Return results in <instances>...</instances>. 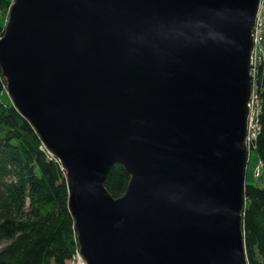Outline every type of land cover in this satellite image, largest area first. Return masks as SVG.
I'll use <instances>...</instances> for the list:
<instances>
[{
    "label": "water",
    "instance_id": "1",
    "mask_svg": "<svg viewBox=\"0 0 264 264\" xmlns=\"http://www.w3.org/2000/svg\"><path fill=\"white\" fill-rule=\"evenodd\" d=\"M262 0H12L0 69L65 171L86 264H249L243 231ZM121 164L126 190L108 171Z\"/></svg>",
    "mask_w": 264,
    "mask_h": 264
},
{
    "label": "trees",
    "instance_id": "2",
    "mask_svg": "<svg viewBox=\"0 0 264 264\" xmlns=\"http://www.w3.org/2000/svg\"><path fill=\"white\" fill-rule=\"evenodd\" d=\"M11 0H0L8 9ZM4 24L0 20V35ZM256 88L257 130L249 146L264 167V61ZM130 179L121 164L108 171L113 196ZM243 231L249 264H264V187L247 183ZM0 264H67L79 247L68 208L65 171L43 145L29 121L5 91L0 69Z\"/></svg>",
    "mask_w": 264,
    "mask_h": 264
},
{
    "label": "rangeland",
    "instance_id": "3",
    "mask_svg": "<svg viewBox=\"0 0 264 264\" xmlns=\"http://www.w3.org/2000/svg\"><path fill=\"white\" fill-rule=\"evenodd\" d=\"M8 9H9V7H8ZM8 9H0V20L3 21V24H5V22H6ZM261 28H264V27L262 26ZM261 36H262L261 39L263 38V43H264V31H261ZM253 42H254V39H253ZM253 49H254V47H253ZM262 53H264V48H262V46L258 45L257 49H255V52H254V58H255L254 62L256 61V64L255 65L252 64L249 68L250 80H251V85H252V93H251V99H250V103L251 102L252 103L250 105V113H249V117H248V126L250 124L251 127L249 126V131L247 129V135H249V137L253 136V128L254 127H253L252 123L256 121L255 120L256 119V111L258 109L257 108L258 107V101H257V98L255 96V95H257L256 94V88H257V84H258L259 77H260L259 73L257 71V59L259 56L260 57L264 56V54H262ZM253 66H255L256 70L255 71L253 70V72L251 74V70H252ZM253 73H254V75H253ZM247 135H246V139H247ZM245 180L247 183L255 184V185H258L260 187H264V167L260 165V161H259L257 153L254 149H250V151H249ZM3 244H4V242L0 241V247ZM66 262H67V264H72L71 259L67 260Z\"/></svg>",
    "mask_w": 264,
    "mask_h": 264
},
{
    "label": "built area",
    "instance_id": "4",
    "mask_svg": "<svg viewBox=\"0 0 264 264\" xmlns=\"http://www.w3.org/2000/svg\"><path fill=\"white\" fill-rule=\"evenodd\" d=\"M262 26L264 27V0H262V2H261L259 13H258L257 18H256V23L254 25L253 32H252L253 39H254V49H253V54H252V63H251V65L252 64H254V65L256 64V61L254 62V60H255L254 52H255V49H257V46L260 45V46H262V48H264L263 38L261 39V37H262L261 36V31H264L263 30L264 28H261ZM262 54H264V53H262ZM263 61H264V56L263 57L259 56L258 59H257V71H258V73L260 72V66H261V63H263ZM253 70L254 71L256 70L255 66L252 67L251 74H252ZM253 75H254V73H253ZM255 96L257 98V95H255ZM251 103H250V105H251ZM252 125L254 127L253 128V136L249 137V135H247L248 145L250 143V140L255 136L256 130H257V122L256 121L253 122ZM249 126H250V124H249ZM249 126H248V131H249ZM71 261H72V264H86L85 259L83 258L82 254L79 251V247L75 250V253L73 254V256L71 258Z\"/></svg>",
    "mask_w": 264,
    "mask_h": 264
}]
</instances>
